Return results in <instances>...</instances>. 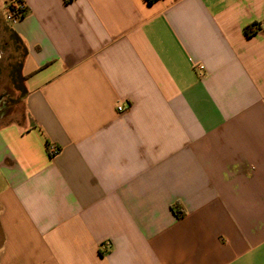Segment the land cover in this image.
<instances>
[{
  "label": "crops",
  "instance_id": "obj_1",
  "mask_svg": "<svg viewBox=\"0 0 264 264\" xmlns=\"http://www.w3.org/2000/svg\"><path fill=\"white\" fill-rule=\"evenodd\" d=\"M20 1L0 264H264V0Z\"/></svg>",
  "mask_w": 264,
  "mask_h": 264
},
{
  "label": "rangeland",
  "instance_id": "obj_2",
  "mask_svg": "<svg viewBox=\"0 0 264 264\" xmlns=\"http://www.w3.org/2000/svg\"><path fill=\"white\" fill-rule=\"evenodd\" d=\"M6 16L4 10L0 16V126L26 119L21 68L24 49L12 36Z\"/></svg>",
  "mask_w": 264,
  "mask_h": 264
},
{
  "label": "built area",
  "instance_id": "obj_3",
  "mask_svg": "<svg viewBox=\"0 0 264 264\" xmlns=\"http://www.w3.org/2000/svg\"><path fill=\"white\" fill-rule=\"evenodd\" d=\"M66 1H71V0H66ZM26 14H27V7L25 3L20 0H14L9 4L7 8L6 21L11 25H15L16 23L24 19ZM118 111L124 112L125 107L119 106ZM49 152L51 156H55L60 153V149H58L56 146H50Z\"/></svg>",
  "mask_w": 264,
  "mask_h": 264
},
{
  "label": "trees",
  "instance_id": "obj_4",
  "mask_svg": "<svg viewBox=\"0 0 264 264\" xmlns=\"http://www.w3.org/2000/svg\"><path fill=\"white\" fill-rule=\"evenodd\" d=\"M147 1H148L149 4H154V3L157 2L158 0H147ZM256 29H257V25H252V26H250V27H247V28L245 29V31H246V34H247L248 36H252V35L255 33V30H256ZM12 36H14L15 40H16L17 42H19V43L22 45V41L19 39V37H18L13 31H12ZM25 54H26V51H25V49H24V56H23V57H25ZM22 66H23V61H22ZM22 66H21V68H22ZM22 80H23V82H25L26 77L22 76ZM23 92H24V99H25L26 96H27V90H26V88H25V85H23ZM173 211H174V213H175L176 215H178V216H180V217L183 215V212H182L181 208L178 207V206H174V207H173Z\"/></svg>",
  "mask_w": 264,
  "mask_h": 264
}]
</instances>
